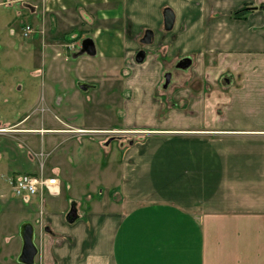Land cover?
<instances>
[{
  "label": "crops",
  "instance_id": "1",
  "mask_svg": "<svg viewBox=\"0 0 264 264\" xmlns=\"http://www.w3.org/2000/svg\"><path fill=\"white\" fill-rule=\"evenodd\" d=\"M245 4L249 11L233 16ZM41 7L44 16L49 7L84 8L91 34L81 43L91 38L95 55L113 60L110 73L126 70L130 94L122 127L113 129L124 150L117 184L48 213L45 194L36 196L34 264H264V0H42ZM166 8L175 16L170 30ZM149 29L152 41L143 44ZM63 129L56 132L66 136ZM53 171L59 178L60 168ZM19 200L2 199L3 208L25 209L30 199Z\"/></svg>",
  "mask_w": 264,
  "mask_h": 264
},
{
  "label": "rangeland",
  "instance_id": "2",
  "mask_svg": "<svg viewBox=\"0 0 264 264\" xmlns=\"http://www.w3.org/2000/svg\"><path fill=\"white\" fill-rule=\"evenodd\" d=\"M26 3L38 7L32 12ZM41 6L42 0H0V264H24L18 260L23 223H32L35 239L38 235L39 199L16 196L8 180L13 173H39L43 162L48 175L60 168V195L45 192L48 213L75 206L85 195L107 194L108 185L119 180L124 155L118 140L122 134L113 129L122 127V100L130 94L126 70L115 67L110 73L106 68L113 60L99 54L72 56L91 34L84 8L68 13L49 7L44 16ZM80 19L85 22L79 24ZM64 32L68 38L61 36ZM164 82L162 77L160 93H167ZM82 85L88 86L87 93ZM63 126L66 136L56 132ZM75 128L88 129L80 134ZM2 199H22L26 208L4 209Z\"/></svg>",
  "mask_w": 264,
  "mask_h": 264
},
{
  "label": "water",
  "instance_id": "3",
  "mask_svg": "<svg viewBox=\"0 0 264 264\" xmlns=\"http://www.w3.org/2000/svg\"><path fill=\"white\" fill-rule=\"evenodd\" d=\"M175 20L174 12L170 8H166L164 11V26L166 30H170L173 27ZM153 38V32L152 30H147L145 32V35L141 39L143 44H150ZM80 54H88V55H95L96 54V46L94 41L91 38H85L81 43V49ZM146 55V52L144 50H140L136 55V60L138 62H142L144 60V57ZM190 65L189 59H184L179 63V66L181 67H187ZM172 74L170 72L165 74V82L163 84L164 88H167L168 84L170 83ZM83 89H86L87 85L81 86ZM74 208V207H73ZM76 210L73 209L69 215L68 220L74 221L76 218ZM49 228H47L48 230ZM20 234L22 238V249L21 253L18 257V260L24 264H34L35 257L38 254V247L35 243V228L32 223L25 222L22 224L20 229Z\"/></svg>",
  "mask_w": 264,
  "mask_h": 264
},
{
  "label": "built area",
  "instance_id": "4",
  "mask_svg": "<svg viewBox=\"0 0 264 264\" xmlns=\"http://www.w3.org/2000/svg\"><path fill=\"white\" fill-rule=\"evenodd\" d=\"M26 34L31 31L27 26ZM11 187L16 196L25 200L33 196L42 197L46 191L49 194H58L60 192V180L56 175H46L41 163L39 173H21L14 175L11 180Z\"/></svg>",
  "mask_w": 264,
  "mask_h": 264
},
{
  "label": "trees",
  "instance_id": "5",
  "mask_svg": "<svg viewBox=\"0 0 264 264\" xmlns=\"http://www.w3.org/2000/svg\"><path fill=\"white\" fill-rule=\"evenodd\" d=\"M248 11H249L248 5L245 4L241 8H239L238 10H236L234 12L233 16H235V17H241V16L245 15Z\"/></svg>",
  "mask_w": 264,
  "mask_h": 264
},
{
  "label": "flooded vegetation",
  "instance_id": "6",
  "mask_svg": "<svg viewBox=\"0 0 264 264\" xmlns=\"http://www.w3.org/2000/svg\"><path fill=\"white\" fill-rule=\"evenodd\" d=\"M2 130H5V129H2Z\"/></svg>",
  "mask_w": 264,
  "mask_h": 264
}]
</instances>
